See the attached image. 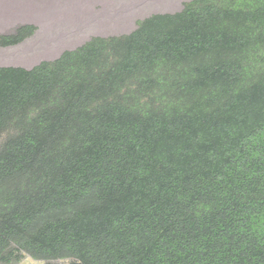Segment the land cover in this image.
Wrapping results in <instances>:
<instances>
[{"label": "trees", "instance_id": "16d2710c", "mask_svg": "<svg viewBox=\"0 0 264 264\" xmlns=\"http://www.w3.org/2000/svg\"><path fill=\"white\" fill-rule=\"evenodd\" d=\"M24 254L264 264V0H190L0 67V263Z\"/></svg>", "mask_w": 264, "mask_h": 264}, {"label": "rangeland", "instance_id": "374dc122", "mask_svg": "<svg viewBox=\"0 0 264 264\" xmlns=\"http://www.w3.org/2000/svg\"><path fill=\"white\" fill-rule=\"evenodd\" d=\"M190 0H0V36L25 25L33 35L17 45L0 47V67L31 69L53 61L91 38L134 31L138 23L158 13H175ZM5 264V263H0ZM10 264H77L74 259L38 260L24 254Z\"/></svg>", "mask_w": 264, "mask_h": 264}]
</instances>
